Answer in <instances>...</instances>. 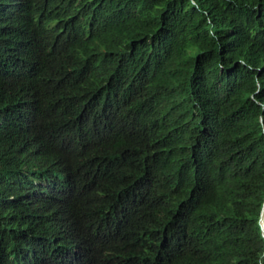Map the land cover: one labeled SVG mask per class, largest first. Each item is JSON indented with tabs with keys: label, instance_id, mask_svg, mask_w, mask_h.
<instances>
[{
	"label": "trees",
	"instance_id": "trees-1",
	"mask_svg": "<svg viewBox=\"0 0 264 264\" xmlns=\"http://www.w3.org/2000/svg\"><path fill=\"white\" fill-rule=\"evenodd\" d=\"M84 14L87 24L136 33L124 64L94 70L87 93L98 105L115 90L125 94L131 112L111 119L102 136L115 148L142 125L147 161H101L91 138L77 147L66 122L56 116L46 122L45 97L64 106L80 85L68 74L62 51ZM12 17L8 13L7 24H21L34 37L39 67L32 85L40 92L29 91L20 76L0 81L6 171L0 172V196L15 198L12 227L60 208H69L79 225L77 236L45 225L53 232L34 251L0 248V264H162L164 254L154 246L159 232L166 234V264H192L198 189L213 187L224 171L233 175L226 179L242 205L236 238L226 244L233 260L224 264H264L258 223L264 200V0H25ZM78 155L92 161L89 172ZM111 172L132 180L120 207L132 214L129 219L116 220V208L99 209L94 202L96 189L90 188ZM35 179L44 180L37 197ZM111 221L122 223L116 236L103 233ZM176 224L183 225L180 235Z\"/></svg>",
	"mask_w": 264,
	"mask_h": 264
},
{
	"label": "clouds",
	"instance_id": "clouds-1",
	"mask_svg": "<svg viewBox=\"0 0 264 264\" xmlns=\"http://www.w3.org/2000/svg\"><path fill=\"white\" fill-rule=\"evenodd\" d=\"M88 1L91 4L97 0ZM23 8H25V0H7L0 4V16L4 19L0 25V81L10 76H20L29 91H39L32 85V78L39 67L34 37L31 31L21 24L18 26L7 24L8 13H13L12 20H14ZM89 18L90 16L84 14L80 19L82 27L76 30L70 29V40L66 42L62 51L68 74L77 78L80 85L71 95L70 101L61 107H57L44 96L46 122L49 126L52 116L66 122L71 143L74 145V142H77V147L86 138H91L98 146L101 161L112 162L138 157L147 161L150 150L142 139L144 134L142 125L137 123L131 135L124 138L115 148H111L102 136L104 126L111 119L123 111H129L124 107L125 94L115 90L108 95L106 105H98L94 96L87 93V81L94 70L119 67L124 64L126 53L135 45L136 33L134 30L118 31L105 23L87 24ZM54 26H56L55 23L51 24V27ZM62 32L60 31L58 35ZM97 111L101 114H95ZM261 122L264 123L263 117ZM75 159L85 164V172L91 170V160L79 155ZM0 172L6 175L2 144H0ZM107 177L104 184L90 188V190L96 189L93 196L96 206L101 209L106 204H111L117 209L116 220L121 221L125 217L129 219L132 214L122 212L120 207L125 201V193L132 180L128 177L116 176L113 172ZM226 177L234 179L230 172H220L216 175L213 187L198 189L192 219L197 259L192 264H224L233 260L226 244L236 238L237 230L242 223V205L239 192L233 188ZM146 181L150 183L149 179ZM34 186L38 189L33 192V196L37 197L38 192L44 187V180L35 179ZM101 192H104L102 197L99 196ZM14 202L15 198L12 194L1 193L0 248L3 251L24 253L26 248L34 251L35 246L53 232L46 228L45 225L49 224L59 225L66 235L70 233L72 236H77L79 224L69 208L51 210L39 221L33 220L21 223L18 227H12L16 216ZM48 214H50L49 219ZM258 223L264 238L262 229L264 228V200ZM121 227L122 223L111 221L103 226V233L116 236ZM182 231L183 225L176 224L175 233L180 235ZM154 246L164 254L162 264H166L165 232L156 233Z\"/></svg>",
	"mask_w": 264,
	"mask_h": 264
},
{
	"label": "rangeland",
	"instance_id": "rangeland-1",
	"mask_svg": "<svg viewBox=\"0 0 264 264\" xmlns=\"http://www.w3.org/2000/svg\"><path fill=\"white\" fill-rule=\"evenodd\" d=\"M262 228V227H261ZM264 230V228H262ZM264 233V232H263Z\"/></svg>",
	"mask_w": 264,
	"mask_h": 264
}]
</instances>
